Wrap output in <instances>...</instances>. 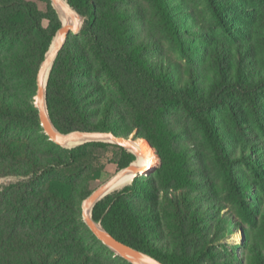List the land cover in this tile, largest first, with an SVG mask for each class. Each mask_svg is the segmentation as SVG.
Segmentation results:
<instances>
[{
  "label": "trees",
  "instance_id": "trees-1",
  "mask_svg": "<svg viewBox=\"0 0 264 264\" xmlns=\"http://www.w3.org/2000/svg\"><path fill=\"white\" fill-rule=\"evenodd\" d=\"M66 1L83 23L76 36L66 39L48 75L45 99L54 128L61 134L104 132L124 139L135 133L149 141L160 164L153 174L133 182L135 177L130 186L96 203L94 222L162 264H264L253 247L243 261L235 255L213 261L212 233L223 229L209 227V217L214 214L223 224V207H199L203 193L198 195L199 183L193 181L198 151L186 126L182 131L171 117L175 111L190 121L233 200L264 221V201L246 202L239 193L245 191L242 184L264 191V145L239 143L230 133L234 119L230 116L228 122L219 115L222 107H232L229 99L236 96L264 130V63L256 61L255 43L249 40L254 31L250 34L245 24L224 23L219 13L227 11L224 4L243 11L248 6L242 0H206L218 26L231 38L236 29L244 41H215L201 48L191 38L202 36L201 25L171 18L167 1L153 0L165 34L192 64L184 67L166 56L161 45L138 35L129 11L133 0ZM60 26L50 0H0V123L23 132L17 137L0 132V179H17L0 191V264H113L111 252L84 224L80 207L102 180L107 162L119 154L126 167L134 157L122 147L99 142L65 150L44 134L33 98L39 67ZM195 52L203 55L195 58ZM105 83L113 86V94ZM22 88L26 96L20 94ZM108 152L112 157L106 160ZM159 194L165 200L161 211ZM170 215L180 238L171 248L163 224ZM85 241L91 248L92 242L97 245L101 254L91 253Z\"/></svg>",
  "mask_w": 264,
  "mask_h": 264
},
{
  "label": "rangeland",
  "instance_id": "rangeland-1",
  "mask_svg": "<svg viewBox=\"0 0 264 264\" xmlns=\"http://www.w3.org/2000/svg\"><path fill=\"white\" fill-rule=\"evenodd\" d=\"M166 1L170 9L169 12L174 15L171 18L175 20H180L182 22L185 21L189 25L194 24L195 22L201 25L202 36L191 37L192 39H197L199 41L198 44L201 45V48L209 47L210 44L215 41H221L226 45H232L233 41L236 40L244 41V39L241 38L240 34H238L236 29L233 28L234 35L231 38V36L228 35L224 29L218 26L214 13L209 8V5L206 0H166ZM242 1L244 4L248 6L245 11H243L240 8H237L234 5L228 6L224 4L222 6L227 8V11H224L222 9L219 13L222 16V20L224 23L226 24L229 23L231 25H236V26L245 24L250 29V34L254 31L252 34L254 38H250L249 40L251 42L254 41L255 43L254 47L256 49L255 53L257 57L256 61L264 63V0H242ZM38 8L40 10H44L45 6L42 4H38ZM131 10L134 13L133 14L134 29L140 31L138 32L139 36H142L146 40L153 41L155 45L159 44V47L161 45L163 49L161 50L165 53V55L173 58L182 66L184 67L192 66L191 62H188L183 59L182 55L177 51V49L173 46V44L170 42L169 38L165 34L161 26L160 18L154 8L153 0H133V8H130L129 11ZM42 25L43 27H47L48 23L44 21ZM81 26L82 24L80 25V30H81ZM200 53L202 54V52ZM200 53L195 52L194 57L200 58ZM149 55H151L153 59L155 58L154 56L155 54L153 51L152 52L150 51ZM194 57H191L190 60L193 61V59H195ZM261 67H264V64H262ZM105 86L108 94L111 95L114 93L113 86L110 87L109 84L107 83H105ZM20 94L26 96L27 90L22 88ZM33 100L35 105V96ZM229 101L232 107L230 109H226L225 107H222L219 110V115L225 117L228 122L230 121V116L234 119V126L230 125L231 126L230 133H232L233 138L237 139L239 143L253 141L264 145V130H260L258 126L255 124L254 120L251 117L248 104L243 99L238 98L236 96L229 99ZM262 109H263L262 115L264 117V105ZM171 117L179 121L180 125L182 126V131H184L186 126L188 131L187 134L194 142V148L197 149L198 151L197 154L195 153L196 158L193 162L195 166L194 175L196 176V177L193 176V181L199 183V186L196 188L198 195L203 193V195L200 196L201 198L198 197L201 199L200 203L198 204L199 207L202 210L209 208L210 206L208 205H211L212 207V204L216 207L221 206L223 207L222 209L223 210L222 214L224 216L223 224L227 225L229 220H231V222H229L227 226L228 228H225L224 225L220 223L221 221H219V218L217 216L213 214L212 217H209V221H210L208 223L209 227L212 228L213 225L218 224L220 230L223 229L221 231H217L214 233L211 232L212 230L211 231L209 230L212 234H214L215 237V241L212 242L215 244L213 261H228V257L230 255L232 256L235 255L234 258L236 259L242 258L243 261V259H246V257L251 253V251L249 250L250 247H253V249L259 251L262 254V260L264 261V221L259 219L257 214H256V218H253V216L249 214L245 208L241 207L233 200L232 196L228 193L226 183L223 180L221 172L217 170L216 165L213 163L212 154L209 153L203 141L199 138V135L197 134L195 127L190 123V121L185 119L181 114H178L175 111L172 113ZM5 131L12 133V135L13 136L15 135L16 137L23 133V132L20 133L18 130L13 129L12 127L11 130H9L5 128L2 123H0L1 134H4ZM126 140L135 145L138 144L139 146H142L144 149L150 150L152 152V154L154 155V160L150 168V174H153L157 170L160 164L154 154V149L152 145L149 143V141L145 138H137L135 133L130 134ZM99 143L115 145L108 141L99 142ZM75 147H71V148L61 147V148L65 150H70ZM108 151L112 153L115 152L109 149ZM125 151L134 157L133 161L130 164H135V162L137 161V156L134 155V153L131 152L130 150L125 149ZM117 156L118 157L115 159V161L113 160L112 162H107L105 164L106 166L104 169V176L101 181L96 182L93 185L94 187L93 190H95L98 186L109 180L121 169L125 168L122 165V163H120L119 154ZM111 157L112 155L109 152L106 153L104 156L106 160L110 159ZM197 167L198 170H196ZM238 168L242 170L244 173H246V175H248L250 179H252L246 168H244L243 166H239ZM135 177L136 178L133 180V182H136L138 178L141 177V175H136ZM16 181L17 179L14 178L0 179V191H3L6 186H8L11 183H15ZM203 185H206V187H203ZM242 187H243L242 189H244L245 191L241 192L239 190V193H241V197L245 198L244 200L246 202L248 201L255 202V200L264 201V191L261 190L259 186L255 184L245 186L244 184H242ZM121 190L122 189L114 193L120 192ZM161 192L162 191H160V193ZM112 194H107V196ZM171 194L173 195L175 193L171 191L170 195ZM159 197H160L159 209L161 211V208H163L165 201L163 198L164 194H159ZM80 211H81V207H80ZM207 213H212V212H207ZM174 222L175 220L172 215L168 216V221H163L164 231L166 236L164 238L168 240L167 243L169 248H171L170 245L172 246L177 245L180 241V238L178 237V233L174 228L175 225L173 224ZM86 241L89 243V240L86 239ZM88 243H86V245L87 248H90L89 250L91 253H95L96 251L101 254V250L97 245H95L92 242L93 245L91 248V245ZM249 244H254V245L248 246ZM111 254L113 255L111 258L113 264H122L117 259H113L114 257H118V256H116L112 252ZM219 255H222L223 258L219 259L217 257ZM96 256H100V255L97 254ZM236 261L238 262V260ZM246 264H252V263L247 260Z\"/></svg>",
  "mask_w": 264,
  "mask_h": 264
},
{
  "label": "water",
  "instance_id": "water-1",
  "mask_svg": "<svg viewBox=\"0 0 264 264\" xmlns=\"http://www.w3.org/2000/svg\"><path fill=\"white\" fill-rule=\"evenodd\" d=\"M52 8L57 13L58 19L61 22V26L56 32V35L50 45L48 53L46 54L44 60L42 61L36 78V94H35V106L38 111V118L40 122V126L44 134L47 136L48 140L54 143L55 145L62 148H71L66 147L71 144H75L72 147L80 146L89 142H111L119 147L130 150L134 153V155L139 156L138 151L134 148L130 142L126 139L116 137L112 133H104V132H82L75 131L68 134L59 133L53 126L50 118L48 116L46 99H45V87L44 85V77L47 66L50 64V69L52 64L62 49L66 39L70 35H76L80 30V25L83 22V18L80 17L67 3L66 0H50ZM60 14L70 16L72 18L71 23L63 24ZM80 23V24H79ZM49 69V72H50ZM49 75V73H48ZM48 78V77H47ZM148 170V168H146ZM142 173V169L137 167L134 164H130L127 167L121 169L114 176H112L105 183L98 186L95 190H93L88 197H86L81 204V217L92 233V235L101 242L107 249H109L116 256L121 259L127 261L131 264H162L158 260L153 257L137 251L129 246H126L108 234L100 224L95 223L92 219L91 212L96 203L106 197L107 191L115 184V182L125 174H133L139 175Z\"/></svg>",
  "mask_w": 264,
  "mask_h": 264
},
{
  "label": "bare ground",
  "instance_id": "bare-ground-1",
  "mask_svg": "<svg viewBox=\"0 0 264 264\" xmlns=\"http://www.w3.org/2000/svg\"><path fill=\"white\" fill-rule=\"evenodd\" d=\"M59 16L60 19L62 21L63 24L65 23H71L72 22V18L70 16L67 15H63L60 14L59 12ZM80 24V23H79ZM49 69H50V64L47 66V69L45 71V77H44V85L47 81V77H48V73H49ZM130 144L137 149L139 156H137V161L135 162L134 165H136L137 167H140L142 169V173H140L139 175L146 177L149 175L150 173V168L151 165L153 163L154 160V155L152 154V152L150 150H146L144 149L142 146H139L138 144L135 145L133 143L130 142ZM75 144H71L69 146L66 147H72ZM146 168H148V170H146ZM136 175L133 174H125L122 177H120L115 184L107 191V194H112L116 191H119L120 189H122L123 187L129 185L132 180L135 178Z\"/></svg>",
  "mask_w": 264,
  "mask_h": 264
}]
</instances>
